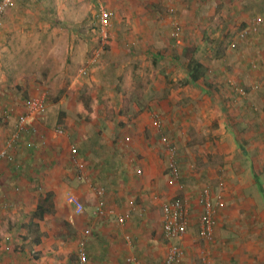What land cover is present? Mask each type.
I'll list each match as a JSON object with an SVG mask.
<instances>
[{"label": "crops", "instance_id": "crops-1", "mask_svg": "<svg viewBox=\"0 0 264 264\" xmlns=\"http://www.w3.org/2000/svg\"><path fill=\"white\" fill-rule=\"evenodd\" d=\"M25 1L22 9L14 0L0 26V264H79L82 242L86 264H163L170 245L184 250V264H264V27L238 36L264 18V0H115L102 48L90 30L85 39L76 32L79 23L71 32L38 0ZM190 61L203 66L196 82ZM189 86L194 94L181 99ZM41 94L45 114L7 147L24 103ZM163 137L176 149L178 179ZM204 188L224 203L212 241L199 235ZM171 201L188 211L178 239L162 231Z\"/></svg>", "mask_w": 264, "mask_h": 264}, {"label": "built area", "instance_id": "built-area-1", "mask_svg": "<svg viewBox=\"0 0 264 264\" xmlns=\"http://www.w3.org/2000/svg\"><path fill=\"white\" fill-rule=\"evenodd\" d=\"M14 0H0V26L3 14L14 7ZM172 10H169V13ZM112 18V13L100 9L99 13V23L100 29L102 31L110 27V19ZM264 27V18L256 17L248 25V27L238 33L240 39L247 37L249 33L256 34ZM181 34V27L178 23H172V35L175 38H178ZM231 48L235 47V44L232 43L229 45ZM255 68V65H253ZM85 70L81 74H85ZM240 93L243 94L242 89H239ZM46 110V99L44 95H38L32 97L26 101L24 104V113L20 116L18 125L19 130L16 133L12 134L7 141V147H12L14 143L18 140L20 132L25 129L27 121L29 118L42 116ZM155 125L157 128L162 127V123L158 117L155 116ZM34 130V129H32ZM161 141L166 145L168 152V170L170 175L178 179L179 178V169L176 162V149L169 145L166 137H163ZM77 150L75 147L71 148V154L75 156ZM7 157L4 152H0V158ZM137 174H141V170L137 171ZM103 194L102 190L98 191V195ZM66 201L68 204L73 205L75 212L81 214L83 211V205L74 195H67ZM197 204L202 207V214L199 218V235L200 238L204 241H212L213 239V219L218 210L224 208V203L220 200H216L213 203L211 191L207 188H204L200 191V194L197 197ZM109 212L105 211L102 201H99L95 214L97 216H104ZM162 231L163 235L167 239H178L182 237L188 229L189 226V217L188 211L185 206L180 201H171L162 206ZM127 216L119 217L118 223L124 224ZM79 254V264H86L87 257L84 252V243H80L78 248ZM163 264H184V250L178 245H170L167 249L166 256Z\"/></svg>", "mask_w": 264, "mask_h": 264}, {"label": "rangeland", "instance_id": "rangeland-1", "mask_svg": "<svg viewBox=\"0 0 264 264\" xmlns=\"http://www.w3.org/2000/svg\"><path fill=\"white\" fill-rule=\"evenodd\" d=\"M97 1H98V6L99 5L102 6V7L99 6V8L101 7L102 9L107 10V11L112 13V18L109 21L110 27H108L104 31H102L100 29L98 9H97L96 14H95V12L92 13V11L94 9V3H92L91 0H38L37 3L42 4L45 11H48L52 15L54 14V16H57L56 19L61 23L62 26H63V24H69L71 26V32L74 31L73 30L74 29L73 25H75L74 23H76V22L79 23L80 27H78L79 29H77L76 32L78 34H82L83 39H85L84 37H87L86 33L89 32L88 30H90L91 32L89 34L91 37H93V38L98 37L99 39H101L99 41V44H100L99 47L102 48L103 46L105 47V45L107 44V41H110V37L113 35V31H114L113 20L116 18L117 15L115 13V10H111L109 8L110 3L112 6V3H115V0H96V2ZM99 1L101 2L100 4H99ZM134 1H135L134 2L135 4H138L140 6H142V4H143V2H142L143 0H134ZM19 3H23V5H20L22 9L25 7H29V6H27L29 2H27L25 0H19ZM108 5H109V7H108ZM121 6L124 7V5H122V2H121V5L119 3H116V7L121 8ZM54 7H56L57 9H61V13L58 14L55 11ZM87 12H88V14L86 15ZM52 15H49V16H52ZM43 16H47V15H43ZM24 21L25 22L28 21L27 15L24 16ZM62 26H60L61 29L63 28ZM98 26H99V29L97 28ZM96 29L98 30V32L95 33L93 30H96ZM97 51H98V49L92 50L93 55ZM83 52H84V46H83ZM85 54L86 53L84 52V56H85ZM85 65H86L85 62H83V67H85ZM31 69H32V67L30 65L28 67V69H26V70L33 72ZM83 70H85V69H83ZM85 71H86L85 74H83V88L86 87V83L84 81L86 79L87 70H85ZM176 82H177L178 86H184L185 85V83H184L185 80L183 79L182 76L180 78H178ZM56 84L59 85V82L56 81ZM199 84H201V82ZM88 85H89V83H88ZM90 85H93V84H90ZM188 88H189V91H185L186 94L184 95V93H183V95H182L183 98H181V99H185V100L190 99L191 96L194 94V93H192V91H194V90H192V87L189 86ZM198 100H204V102L206 103L205 99L201 98ZM186 104H187V101H184V106H186ZM183 113L188 114L187 111H184ZM189 172H191V171H189ZM165 174H166V172H165ZM167 179H168V177H167ZM189 179H190V176L187 180L189 181ZM188 185L190 188L191 186L189 183H188Z\"/></svg>", "mask_w": 264, "mask_h": 264}, {"label": "trees", "instance_id": "trees-1", "mask_svg": "<svg viewBox=\"0 0 264 264\" xmlns=\"http://www.w3.org/2000/svg\"><path fill=\"white\" fill-rule=\"evenodd\" d=\"M203 66L196 61L188 63V77L191 81L196 82L203 76Z\"/></svg>", "mask_w": 264, "mask_h": 264}]
</instances>
